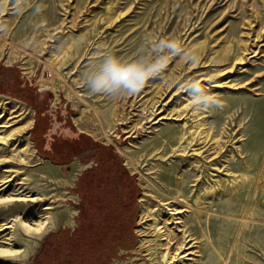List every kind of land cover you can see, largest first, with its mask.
Returning a JSON list of instances; mask_svg holds the SVG:
<instances>
[{
    "label": "rangeland",
    "instance_id": "rangeland-1",
    "mask_svg": "<svg viewBox=\"0 0 264 264\" xmlns=\"http://www.w3.org/2000/svg\"><path fill=\"white\" fill-rule=\"evenodd\" d=\"M0 36L6 39L0 66L16 56L13 67L29 73L33 84L2 72L15 92L0 87V104L32 115L22 136L0 142V180L12 178L0 195L17 197L24 190L61 205L44 210L13 201L0 206V224L18 214L29 223L50 215L56 221L50 233L75 230L77 182L97 163L75 158L58 164L44 155L61 156L57 141L79 133L113 147L140 187L137 242L110 264H156L160 252L169 253L160 264H264V0H0ZM51 56L64 57L54 64ZM113 60L150 70L144 89L97 87ZM198 119L212 140L189 147L179 137L191 139ZM2 121L15 124L0 128V136L24 125L12 115ZM202 156L208 157L206 169ZM198 169L209 176L206 186L221 182L208 199L203 231L191 219L202 192L195 186ZM183 178L195 195L179 192ZM234 181L240 182L236 190ZM221 192L229 195L226 201ZM144 207L160 212L165 235L156 236L150 212L141 219ZM67 216L74 224L64 223ZM183 232L190 248L176 256ZM20 237V248L31 251L36 240Z\"/></svg>",
    "mask_w": 264,
    "mask_h": 264
},
{
    "label": "trees",
    "instance_id": "trees-1",
    "mask_svg": "<svg viewBox=\"0 0 264 264\" xmlns=\"http://www.w3.org/2000/svg\"><path fill=\"white\" fill-rule=\"evenodd\" d=\"M4 68L0 66L1 90L13 94L11 81L2 74ZM76 134V140L66 135L57 141L61 156L45 158L58 164L75 158L86 164L93 159L97 165L86 169L77 182L75 192L81 199L77 227L72 232L60 229L50 233L35 264H110L119 257L120 249H131L137 242L134 228L140 187L135 175L113 147Z\"/></svg>",
    "mask_w": 264,
    "mask_h": 264
},
{
    "label": "bare ground",
    "instance_id": "bare-ground-1",
    "mask_svg": "<svg viewBox=\"0 0 264 264\" xmlns=\"http://www.w3.org/2000/svg\"><path fill=\"white\" fill-rule=\"evenodd\" d=\"M6 43V39L3 38L2 36H0V50L1 48L4 47ZM14 44V43H12ZM8 45V43H7ZM15 47H17V43L14 44ZM13 45V46H14ZM11 47V46H10ZM5 48V47H4ZM10 49V48H9ZM22 50V49H21ZM26 50V49H25ZM4 51V50H3ZM9 52V51H8ZM29 52V51H28ZM7 53V52H5ZM21 53V52H20ZM13 55V54H12ZM15 55V54H14ZM19 56V55H18ZM6 57V56H5ZM52 57V56H51ZM64 56H54L51 58V61L54 63V64H58L59 61H62ZM7 58V57H6ZM17 57L16 56H12L9 61L10 63H12L11 61L15 60ZM8 60V59H7ZM27 60V59H26ZM237 60V59H236ZM239 61L237 62H242L243 61V57L238 59ZM28 61V60H27ZM23 62V61H22ZM6 63V62H5ZM51 63V62H50ZM193 64V63H192ZM195 64V63H194ZM193 64V65H194ZM27 65V64H26ZM55 66V65H54ZM27 69V68H26ZM30 69V68H28ZM27 72V71H26ZM29 72V71H28ZM29 74V73H28ZM208 93V92H207ZM193 100V99H192ZM197 100V99H196ZM194 102H195V99H194ZM184 103V102H183ZM144 104V103H143ZM192 102H188L187 105H184V107H187L188 105H191ZM155 105V104H154ZM183 105V104H181ZM181 107V106H180ZM196 107V106H195ZM29 108V107H28ZM27 108V109H28ZM183 109V108H182ZM203 109V108H202ZM201 109V110H202ZM185 110V109H184ZM193 112H199L200 114V109L196 108ZM31 113V112H30ZM180 113V112H179ZM192 113V111H191ZM0 119L5 117L6 115H12L13 118H17L18 122H23L24 125H21L19 128H17L15 131H13L11 134H8V135H4V136H0V142H7L8 141V138L9 137H13V136H22V134L24 133L25 129L27 127H29L28 125V121L31 120L30 119V115L28 111H26V108L25 109H21V108H18V109H10L9 107L5 106V105H2L0 104ZM180 115V114H179ZM194 116V114H193ZM197 116V115H195ZM201 114L199 115V118H200ZM180 117V116H179ZM191 118V117H190ZM187 120V119H186ZM185 120V121H186ZM189 120V119H188ZM200 120V119H198ZM117 123L120 121L119 119L115 120ZM196 121V120H194ZM201 121V120H200ZM9 121H2V124H0V128L2 127H8L10 126L11 124H15V121H12L10 124H7ZM25 122V123H24ZM31 122V121H30ZM197 122V121H196ZM192 123V122H191ZM207 123V122H206ZM123 124V123H122ZM188 124V123H187ZM203 121L201 122H197L194 124V126H192L191 130L192 131V135L190 136V138L186 137L185 135H181L179 137V140L180 141H183L187 144V146L191 147V146H195V144L200 141V144H203V145H207L208 141L209 140H212V136H211V133L208 132V130H205V128H203L204 130L200 129L201 128V125H203ZM184 132V131H183ZM20 141V140H19ZM178 141V140H177ZM31 143V142H30ZM29 143V144H30ZM30 146V145H29ZM180 147L182 148V146L180 145ZM119 148V147H118ZM128 148V147H127ZM193 148V147H192ZM27 149V148H26ZM126 149V147H125ZM129 149V148H128ZM128 149H126L128 151ZM121 150V149H120ZM130 150V149H129ZM184 152L186 151L184 148L182 149ZM181 150V151H182ZM192 151V150H191ZM123 152V151H122ZM210 152V151H209ZM220 152V150L218 151V153ZM222 152V151H221ZM203 152L201 151H196V154H202ZM217 152H215L216 154ZM131 154V153H130ZM185 154V153H184ZM123 155V154H122ZM210 155V154H209ZM212 155V154H211ZM127 157V156H126ZM203 157V156H202ZM25 159L24 158H21V160L23 161ZM131 159V158H130ZM203 164L201 165V167H203V169H206L208 168L209 166H207L209 163L208 161V157H203ZM207 159V160H206ZM2 160H5V159H0V162ZM131 164V163H130ZM130 166V165H129ZM197 168H199L197 166ZM194 172L196 173V169H193ZM199 171V169H198ZM200 172V178L199 179H195L197 180L198 182L195 184L196 187H201L200 189H202V192L201 194L198 196L197 195V198L195 199V209L191 211V216H192V220L193 222L195 223L196 226H198L202 231L204 230V222H203V217L205 215H208L209 214V202H208V199L210 198V196L212 195H215L217 193V188L221 185L220 181L217 180V186H215V184H210L208 186L207 183L209 181V176L208 175H204V172L203 171H199ZM11 177L10 175H8L7 177L3 178L2 180H0V191H4L6 184L8 182L11 181ZM180 184L179 186H182V189L180 190L179 189V192L181 193V191L183 192H188L191 193V186H186L187 185V180H184V178L182 179V181L180 180L179 181ZM235 183V184H234ZM233 185H232V190H236L237 187L239 186V181H234ZM19 189H22V188H19ZM220 189V188H219ZM26 190V189H25ZM24 190L20 191V193L18 194L19 196L17 197H12V196H2L0 195V206L1 205H4V204H7V203H10V202H13V201H19L21 202L22 204H24L25 206L32 203L31 205H38V204H41V205H44V210H53L55 208H58L60 207L61 205H57V206H50L49 203L46 201L47 198H43L42 196H32V195H28L26 193H23ZM230 193H231V190H230ZM193 195L196 194V192L194 193H191ZM182 195V194H180ZM229 196V195H228ZM228 196H225V192H221V198L222 200H225V199H228L227 197ZM141 201L144 200L143 197L140 198ZM220 200V199H219ZM226 201V200H225ZM229 202V201H228ZM220 204L218 205H222L223 207V204H224V201L223 203L219 202ZM226 205V204H225ZM229 205V204H228ZM158 210V209H157ZM147 211V212H146ZM145 212H146V217H148V213L150 212L153 217V229L156 233V236L159 238L164 234V231H161V228L162 227H159V213L155 214L153 210H148L147 208L144 207V211H142L143 215H141V219L145 218ZM69 213V212H68ZM177 213H181V211H178ZM177 213H173V214H177ZM71 214V213H69ZM149 215V216H150ZM155 215V216H154ZM26 215L24 214V216H22V214H18L16 215L13 219H11L10 221L8 222H2L0 224V264H32V260H33V257L35 255V247L36 246H39V243L40 241H42L45 237H47L48 233H50L51 231H53V229H55V223L56 221H54V219H52V217H50V215H46L44 217H39L35 222L33 223H29L26 221L27 218H25ZM170 218V217H169ZM64 223H68V224H74V220H73V216H67V217H64ZM171 219V218H170ZM172 220V219H171ZM175 220V219H174ZM190 220V219H189ZM176 223H183V221H179L176 222ZM164 227V226H163ZM190 227V226H189ZM194 227V226H193ZM167 229V228H166ZM185 230V229H184ZM167 231V230H165ZM174 233V231L172 232ZM171 233V234H172ZM184 233V232H183ZM182 233V234H183ZM21 234H25L27 236H30V237H33L36 241L35 243L30 246V250L31 251H28L27 248H24V249H21L20 248V243H21ZM145 235V233H142ZM169 234V233H167ZM203 234V233H202ZM142 235V236H144ZM177 235V234H176ZM167 236V235H166ZM173 236V234H172ZM171 236V237H172ZM165 237V236H164ZM179 237V236H178ZM175 238V237H174ZM177 238V237H176ZM189 237H187L184 233V236H183V242L180 243L181 245L177 247V251L178 253H176V256H179L180 254H182L183 252L187 251L190 247L187 246L188 245V242L185 243L187 241ZM161 239V238H160ZM24 240V239H23ZM22 240V241H23ZM29 240V239H28ZM170 241V240H169ZM181 241V240H180ZM188 241H190V239H188ZM32 242V241H31ZM172 242V241H170ZM28 243H26L27 245ZM164 244V243H163ZM31 245V243H30ZM156 245V244H155ZM165 245V244H164ZM172 245V244H171ZM153 246V245H152ZM159 246L161 247L162 244H159ZM168 246V245H167ZM28 247V246H26ZM166 247V246H165ZM169 247V246H168ZM167 247V249H168ZM166 249V248H165ZM170 249V248H169ZM173 249V248H172ZM183 249V250H182ZM175 250V249H174ZM182 250V251H180ZM151 251V250H150ZM156 251V250H155ZM173 251V250H172ZM170 252V251H169ZM174 252V251H173ZM171 252V253H173ZM169 253L166 252V253H163V252H160V255H158L157 257V260H156V264H160V260L159 259H163L164 260V263H167L168 262V255ZM186 254V253H185ZM151 255V254H150ZM187 255V254H186ZM154 256V255H153ZM174 259V257H171ZM172 260V259H171ZM180 260V259H179ZM162 261V260H161ZM163 264V263H162Z\"/></svg>",
    "mask_w": 264,
    "mask_h": 264
},
{
    "label": "clouds",
    "instance_id": "clouds-1",
    "mask_svg": "<svg viewBox=\"0 0 264 264\" xmlns=\"http://www.w3.org/2000/svg\"><path fill=\"white\" fill-rule=\"evenodd\" d=\"M170 47H176V42H172ZM150 70H144L136 65L123 66L117 61H111L105 74L97 81V87L123 84L133 91L139 93L144 89L146 81L149 79Z\"/></svg>",
    "mask_w": 264,
    "mask_h": 264
},
{
    "label": "crops",
    "instance_id": "crops-1",
    "mask_svg": "<svg viewBox=\"0 0 264 264\" xmlns=\"http://www.w3.org/2000/svg\"><path fill=\"white\" fill-rule=\"evenodd\" d=\"M4 66H5V70L3 71V73L7 76H12L13 79H18L20 81V79L22 80L23 83L29 85V87H31L33 84H32V76L30 74H24L22 71H18L16 70L15 67H13V62L12 63H2ZM30 75V76H29ZM23 78H25L23 80ZM75 161L71 162L70 164L72 165Z\"/></svg>",
    "mask_w": 264,
    "mask_h": 264
}]
</instances>
